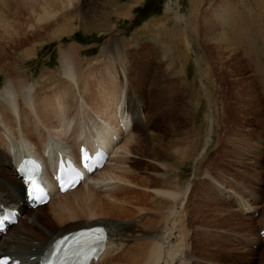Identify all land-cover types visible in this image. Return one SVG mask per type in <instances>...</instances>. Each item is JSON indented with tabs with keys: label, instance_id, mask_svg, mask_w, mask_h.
Masks as SVG:
<instances>
[{
	"label": "bare ground",
	"instance_id": "6f19581e",
	"mask_svg": "<svg viewBox=\"0 0 264 264\" xmlns=\"http://www.w3.org/2000/svg\"><path fill=\"white\" fill-rule=\"evenodd\" d=\"M67 5H69L68 0H0V77L2 78L0 203L16 205L20 211L16 224H11L0 234V253L19 258L21 264H35L37 258L29 260V256L37 257L56 236L74 229L101 224L108 230L106 246L101 255L91 264H109V258L114 255L117 259L123 256L124 247H127L131 241H137L129 236L131 226L125 223L128 215L131 214V218L132 214L144 212L138 207L134 210L131 199H128L126 205L116 204L115 194L137 191L138 185L136 187L129 181L131 171L128 164L142 160L147 163L144 171L155 168L163 170L161 162L154 158L157 155L145 156L140 149V133L149 130L143 128L146 119L144 122L141 120V102L134 98L133 93V98L128 97L126 93V83L135 81V73L127 69L121 53L116 50L121 46L118 40L111 39L106 46L107 52L115 53L111 49L114 47L119 53L102 54L105 57V65L101 69V74L92 75L78 69V46L69 45L65 49H60L58 60L61 66V77L58 81L49 83L39 80L29 83L23 67L35 54L32 48L35 45L39 46L42 36L59 24L53 23V20L64 11ZM257 19L261 21L256 24L254 22L255 26L252 23L257 28V38L248 36L246 49L250 56L259 54L262 58L264 57V19L262 20L260 16ZM12 20L16 23L13 30L10 25ZM23 24L27 26V29ZM84 29L86 30L87 27ZM31 31H39L41 34L30 37L27 32ZM29 41H32L33 45L27 44ZM185 46L186 49H191L187 36ZM209 50L215 55L214 49ZM258 66L260 72L264 71L262 68L264 61L256 67ZM114 68L119 70L115 71ZM235 68L238 67L235 66ZM95 72L100 71L97 69ZM259 79L262 84L260 88L264 91V72L259 75ZM119 81L122 84L120 86L117 85ZM233 85L234 90L231 89L230 92L237 106L240 108L242 104H245L243 101L245 98L241 99L242 95L250 92L253 101L251 102V98L246 100L247 115L262 118L260 97L251 79L248 77L246 79L247 91L245 88H239L241 84L238 82ZM262 91L261 94H263ZM138 94L142 101L141 93ZM256 98L260 102H254ZM234 118L236 120V117ZM111 135L116 136L115 141L106 139L111 138L109 137ZM91 138L98 142L104 140L111 147L102 167L73 189L52 195L43 205L33 209L27 208L23 201V187L14 171L13 162L23 153L33 154L41 158L44 174L49 178V158L54 157L56 151L73 154L80 143L89 141ZM259 138L260 136L256 139ZM208 142L207 140L206 143ZM257 146L260 145L249 143L239 147L234 160L240 163L246 155V158H253L257 152L255 148ZM175 147L172 143L170 148H165L164 155L169 157L176 155L177 153L172 150ZM252 163L253 160H250L249 164ZM177 164L175 161L172 165ZM209 179L212 182L211 187L202 188L208 191L199 195L198 200L195 199L196 202L193 201L192 206L189 207L190 210L195 211L196 215V212L204 208L216 206L214 199L210 197L212 188L216 194H220L221 198L230 203L227 209L232 211H229L227 216H223L225 213L215 214L218 219H212L210 222L215 228L214 231L204 230L197 233L195 238L199 242L196 245L199 256L193 255L189 241L186 242L188 237H184L181 231L185 206L188 207L187 203L192 201L191 198L195 195L194 188L191 189L188 185L181 190L149 191L157 193L163 199V206L153 211V216H151L152 211L145 210L150 212L147 220L150 232L148 236H140L142 244L126 257L127 264H218L220 261L236 264L230 259L234 254H240L239 260L235 259L237 263L264 264V238L260 236V230L264 228V199L260 195L264 190L260 191L255 186L253 189L244 186L241 188L240 183L234 181L235 183L232 184L239 192L237 194L230 189L229 183H224L225 178ZM140 198L147 201L148 197L140 195L141 201ZM255 201H259L260 204L253 205ZM80 204H84V209L76 212V206ZM255 212H259L257 220L251 218V214ZM241 213L246 214V218L241 223L237 224L229 220L230 214L235 217L237 214L242 215ZM110 215H116V217H110ZM124 215H127L126 219ZM122 217L125 222L118 219ZM208 218L211 220L210 217Z\"/></svg>",
	"mask_w": 264,
	"mask_h": 264
},
{
	"label": "rangeland",
	"instance_id": "374dc122",
	"mask_svg": "<svg viewBox=\"0 0 264 264\" xmlns=\"http://www.w3.org/2000/svg\"><path fill=\"white\" fill-rule=\"evenodd\" d=\"M68 3L64 11L53 20V23L59 24L42 36L39 46L32 48L35 54L23 67L29 83L39 80L49 83L58 81L61 77L58 60L60 49L69 45L78 46V69L92 75L101 74L105 65L102 54L109 53L105 48L111 39L118 40L121 46L116 50L121 53L127 69L135 73L134 83H126V93L132 98L135 95L134 98L141 102V120L144 122L146 119L143 128L149 130L140 133V149L145 156L157 155L154 158L163 165V170L155 168L144 171L147 163L142 160L128 164L131 171L129 181L136 187L138 185L137 191L115 194L116 204L126 205L128 199H131L134 210L138 207L145 213L132 214L133 218H130L131 214L128 218L124 215L126 222L124 217L118 218L131 226L129 236L137 241H131L124 247L123 256L118 259L115 255L109 258V264H127L126 257L142 244L140 236L149 235V214L152 211L153 216V211L163 206V199L149 191L181 190L188 185L194 188L195 195L187 203L188 207L185 206L186 215H183L181 221V231L184 237H188L186 242L189 241L193 255L198 257L197 233L214 231L210 222L218 219L215 214L225 213L223 216H227L232 211L227 209L230 203L212 188L210 197L216 206L204 208L196 212V215L195 211L190 210L193 201L196 202L199 195L208 191L202 188L211 187L209 178H225L224 183H229L230 189L237 194L239 192L232 184L235 182L240 183L241 188L253 189L255 186L260 191L264 190V91L260 88L262 84L259 79L264 71L260 72L259 66L256 67L260 62L263 63L264 57L261 58L256 50L258 55L250 56L246 49V38H257V28L254 26L261 21L257 17L264 19V0H68ZM10 25L13 30L15 21L12 20ZM23 26L27 29L25 24ZM40 34L39 31L27 32L30 37ZM186 36L191 49H186ZM32 41L27 44L33 45ZM211 48L215 50V55L209 50ZM111 49L119 53L114 47ZM97 69L99 73L95 72ZM247 77L254 83L260 97L262 118L247 115L246 100L251 98L253 101L250 92L242 95L245 104L240 108L230 92L234 90L235 82L241 84L239 88L247 91ZM1 83L0 77V90ZM120 84L119 81L117 85ZM138 93H141L142 101ZM256 99L254 102H260ZM258 136L260 138L257 140ZM172 143L176 146L172 150L177 154L165 156V148H170ZM249 143L260 146L255 147L257 152L253 158H246L245 153L240 164L234 160V155L239 147ZM250 160H253L252 164H249ZM175 161L178 164L173 166ZM140 195H146L147 201H143V198L140 201ZM260 196L264 199V192ZM83 209L84 204L76 206V212ZM237 215L233 217L230 214L229 220L239 224L246 218V214ZM251 216L256 219L259 212ZM110 217L115 218L116 215ZM239 255L234 254L230 259L236 264H243L235 260H239ZM227 262L220 261L221 264Z\"/></svg>",
	"mask_w": 264,
	"mask_h": 264
},
{
	"label": "snow or ice",
	"instance_id": "6c2138e0",
	"mask_svg": "<svg viewBox=\"0 0 264 264\" xmlns=\"http://www.w3.org/2000/svg\"><path fill=\"white\" fill-rule=\"evenodd\" d=\"M28 183L30 186L29 195L32 196L34 199L37 198L34 193L36 192H42V187L38 184L37 180L29 177ZM62 190L64 189L62 186ZM84 237H89L95 240V242H102L106 240V233L104 228L98 227L94 228L89 232H80L75 234L74 237H64L53 244V251L54 253H59L61 251H64L66 253L69 252L71 249L70 255H65L64 257H59V264H69L70 261H72V264H75V262L72 260L73 257L76 258H83L88 259V257L83 256V246H84ZM72 240V244L69 245L68 248H65L64 246L68 244L69 240ZM94 250V249H93ZM0 264H9V261L7 258L0 259ZM47 264H53L52 260H48Z\"/></svg>",
	"mask_w": 264,
	"mask_h": 264
}]
</instances>
